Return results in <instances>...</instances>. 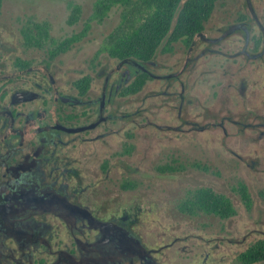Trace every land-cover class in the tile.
Listing matches in <instances>:
<instances>
[{
  "label": "rangeland",
  "instance_id": "1",
  "mask_svg": "<svg viewBox=\"0 0 264 264\" xmlns=\"http://www.w3.org/2000/svg\"><path fill=\"white\" fill-rule=\"evenodd\" d=\"M94 3L4 0L0 33L14 34L30 21L49 22L56 39L85 33L50 66L69 94L71 82L91 75L89 96L96 98L106 76L120 64L110 79L116 82L126 66L104 49L108 35L120 26L123 8L95 13ZM70 4L81 9L74 24L68 23ZM147 67L156 77L140 92L117 97L119 112L127 118L125 129L110 137L108 176L97 161L89 170L95 191L105 195L109 209L126 211L138 226L152 230L150 237L187 231L241 239L252 228L263 229L264 0H218L202 38L190 45L176 42L171 52L159 49ZM169 163L183 169L157 170ZM129 181L136 187L124 188ZM239 182L249 188L250 210L237 190ZM202 186L230 196L236 215L221 221L213 215L183 214L179 205L186 191ZM258 239L254 234L248 244ZM246 245L224 243L218 253L234 258Z\"/></svg>",
  "mask_w": 264,
  "mask_h": 264
},
{
  "label": "flooded vegetation",
  "instance_id": "2",
  "mask_svg": "<svg viewBox=\"0 0 264 264\" xmlns=\"http://www.w3.org/2000/svg\"><path fill=\"white\" fill-rule=\"evenodd\" d=\"M100 3L107 2L95 0V13L104 10ZM70 6L73 10L68 23L74 24L81 9L76 4ZM50 30L49 22L30 21L14 34L0 33V264H264V250L259 256H243L253 247L261 245L264 249V228H252L241 239L187 231L150 237L152 230L138 226L136 218L126 211L109 209L105 195L95 191L97 182L89 170L97 161L108 176L110 137L120 136L125 129L127 118L119 112L117 97L134 94L127 93V86L141 72L149 76L145 84L156 77L147 64L159 49L171 52L174 43L184 41L174 42L167 50L162 45L145 62L134 57L117 58L104 48L126 68L116 82L110 83L120 64L114 68L105 78L101 95L94 98L89 96L91 75L71 82L69 94L50 66L51 60L85 33L56 39ZM203 36L204 31L190 44ZM85 76L90 77V84L82 92L77 81ZM126 150L129 148L123 144V152ZM164 166L174 165L157 166V170L167 172ZM179 168L183 165L169 171L174 173ZM104 180L100 178L102 183ZM202 188L215 191L207 186L187 190L179 205L183 214L213 215L221 221L236 215L231 197L216 191L230 200L234 214L222 217L204 209L194 213L184 209ZM262 224L264 227V221ZM254 234L260 239L248 244ZM224 243L247 245L228 259L218 253Z\"/></svg>",
  "mask_w": 264,
  "mask_h": 264
},
{
  "label": "trees",
  "instance_id": "3",
  "mask_svg": "<svg viewBox=\"0 0 264 264\" xmlns=\"http://www.w3.org/2000/svg\"><path fill=\"white\" fill-rule=\"evenodd\" d=\"M4 0H0L1 6ZM104 9L114 5L123 8L119 28L107 39L105 49L117 58H137L150 61L157 49H171V44L184 41L190 44L205 29L206 22L211 18L217 0H103ZM101 10V9H100ZM166 41V42H164ZM165 43V44H164ZM148 74L141 72L127 86V93H137L144 86ZM90 84V77L85 76L77 81L78 87L84 92ZM164 171L176 170V167L164 166ZM126 189L136 187L133 181L125 182ZM248 209L252 207V197L248 186L239 182L237 188ZM188 207L190 212L204 209L222 217L235 213L230 200L223 194H217L209 188L196 191ZM261 245L253 247L244 257L261 255Z\"/></svg>",
  "mask_w": 264,
  "mask_h": 264
},
{
  "label": "water",
  "instance_id": "4",
  "mask_svg": "<svg viewBox=\"0 0 264 264\" xmlns=\"http://www.w3.org/2000/svg\"><path fill=\"white\" fill-rule=\"evenodd\" d=\"M183 1H185V0H183Z\"/></svg>",
  "mask_w": 264,
  "mask_h": 264
}]
</instances>
